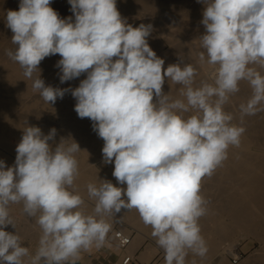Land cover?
Wrapping results in <instances>:
<instances>
[{
    "label": "clouds",
    "instance_id": "clouds-1",
    "mask_svg": "<svg viewBox=\"0 0 264 264\" xmlns=\"http://www.w3.org/2000/svg\"><path fill=\"white\" fill-rule=\"evenodd\" d=\"M51 2L20 0L18 11H7L15 47L5 55L45 103L71 92L78 117L90 119L104 141L103 162H114L112 175L126 187L97 177L86 185V201L76 185L79 144L70 136L55 143V128L45 135L26 123L14 165L0 160V264H77L82 252L107 243L122 210H135L152 229L165 264H189V254L203 259V181L239 147L244 118L264 112V0H197L205 32L196 64L211 67L199 80L198 68L180 54L164 68L148 43L153 26L133 27L117 0H68L74 20L61 18ZM56 54L61 83L86 74L78 87L45 85L39 65ZM242 81L250 96L238 105L240 123H234L226 106ZM12 204L22 205L39 228L34 254L17 232L4 230L16 229Z\"/></svg>",
    "mask_w": 264,
    "mask_h": 264
},
{
    "label": "rangeland",
    "instance_id": "rangeland-1",
    "mask_svg": "<svg viewBox=\"0 0 264 264\" xmlns=\"http://www.w3.org/2000/svg\"><path fill=\"white\" fill-rule=\"evenodd\" d=\"M138 1L139 3L137 2L131 4L130 6H124L123 3L122 5L120 4L121 1L117 0V9L120 12L122 18H126L127 22L133 27H138L141 23H144L146 25L151 24L153 26V31L147 38L148 43L158 57L160 55L163 56L165 60L164 68H166L170 64L178 63L180 54L184 59H186L185 63H192L198 68V80L207 79L210 73L209 71H211V67L208 65L200 66L196 64V55L194 54L200 51L198 38L205 32L204 26L200 23L203 19L202 13L204 10V5L202 3H198L197 0H147L148 2L146 0ZM19 3L20 1L17 0H0V31L2 30L0 32L1 65L2 62H5L3 60L8 58L5 55V49L15 47L10 43V36H12L13 33L9 28L6 27V13L8 10L18 11ZM51 7L59 13L61 18L72 17L74 20V14L71 10H68L71 9V5L68 3V0H52ZM167 52L170 53L169 56ZM60 59L61 57L59 56V54H56L46 57L41 61L39 68L41 69V78L44 80L45 85H50L54 88L61 89H74L78 87L80 81L86 78V74H82L79 78L61 83L59 79L61 71L58 67H56L57 62ZM42 67L46 69L44 70ZM31 84L32 81L26 79L24 84L25 87L23 85L21 86V88H18L17 85L0 76V160H3L7 167H11L14 165L16 157L15 149L22 139V128L26 126V123L27 125L30 124L29 126L40 127L45 135H47L52 128H55L56 130H58L55 136V140L58 137L61 139V137L68 138L70 136L79 144V146H81L80 148L85 147L89 156H93V154L95 153L93 159H91L92 162L94 161L93 163L91 162V164L93 165H90L88 167V169L93 172L94 176L101 179L103 177H106L107 175L112 179L111 182L113 184L115 183L114 185L118 187H126V185H118L116 178L112 175L114 171V162L111 164H105L103 162L102 145H104V141L98 137L96 132L93 131V122L90 119H81L78 117L77 113L74 110L76 100L71 95V92H66L62 99L57 98L55 104L49 105L43 101L38 93H35L33 91ZM62 86L65 87L63 88ZM167 87L169 88V85L166 80L163 86V90L165 93L169 92L170 88L168 89ZM68 94L70 95V97ZM249 96L250 88L248 87L246 82L242 81L240 84V92L231 98V103L226 106V110L229 112L233 111V113L236 114V107H238V105L241 102L245 101ZM22 98L25 99L23 100ZM233 109H235V111ZM263 113L264 112H259V114L257 113L255 116L252 115L253 117H245L248 125L257 124L261 126V129H263L261 130V133L255 134L253 142L248 143L247 141H245L246 139H243V137H241L242 141L245 142H241L239 147L237 148L231 147L236 152L238 149L240 150V152L237 153L238 155L251 156L252 154H255L254 157L260 156L264 158V120H262L264 119ZM234 123H236L235 120ZM50 143L53 142L50 141ZM243 144L245 146H243ZM246 149L249 153L246 152ZM81 154L82 153L79 152L76 154V156H82ZM253 155L251 157H253ZM215 175L216 174L214 173L210 178H205L202 184V193L204 196H206L205 198L208 199L207 206L209 207L216 202H214L215 196L218 194V198L220 196L219 192L221 193L219 187L215 185V183L217 184V182L213 179ZM79 191L81 195L87 198V193L82 192L81 190ZM89 205L91 208V203H89ZM122 214H124L123 210L121 211V213L117 214V219H119L120 221L118 220V222L113 223V228L108 235L107 243L100 248H93L90 251L82 252V258L77 262V264H114L117 253L121 252H117V250L115 249L116 245L118 246V244L117 242H114L113 239H111V236L114 234V232L125 231V229L130 232L131 240L134 238L137 239L138 237H142L143 241L148 240V242H152L157 253L159 252L160 256L164 257L163 250L158 248L154 238L151 236L152 229L143 225L142 221L141 223L139 221L133 223L129 220H126L124 215ZM10 215L12 216L16 224V229L14 231L8 230V232H11L13 234L17 232L22 237L23 246L28 247L30 252L34 254L36 248L38 247L39 239V228L35 224V220L27 217L23 213L22 206L20 204L10 205ZM203 218L202 219L204 220V223L208 227V234L206 233L205 237L206 240H210L211 243H207L208 252L206 257H204L203 259L199 257L198 261H196L197 264H258V262L259 264H264V228L260 229L259 227L254 226V229L252 231L253 233H251V231L248 232L241 229L237 231L231 229L228 235L218 237V231L213 229L216 225L214 224L212 227V225L210 224L211 219H207V217L205 216ZM222 218L224 221L230 220L229 216H227L226 214L223 215ZM10 227L12 226H7L8 229ZM208 230H212L213 232L210 233L208 232ZM233 231L234 233H232ZM260 236H263V238H261ZM234 241H237L235 250H233L234 248H229V244ZM227 249L230 251H228ZM233 251L235 252L233 253ZM222 254L225 256V260L224 262L220 263L219 255ZM127 255L131 254L123 251V256L125 257ZM217 260L219 261L218 263L216 262Z\"/></svg>",
    "mask_w": 264,
    "mask_h": 264
},
{
    "label": "bare ground",
    "instance_id": "bare-ground-1",
    "mask_svg": "<svg viewBox=\"0 0 264 264\" xmlns=\"http://www.w3.org/2000/svg\"><path fill=\"white\" fill-rule=\"evenodd\" d=\"M20 1V0H17ZM121 1V5L123 3L124 6H130L133 3H139L138 0H118ZM142 1V0H141ZM145 1V0H143ZM147 1V0H146ZM9 2V1H8ZM148 2V1H147ZM146 2V3H147ZM187 3V2H186ZM196 3V2H195ZM2 4V3H1ZM67 4V3H66ZM193 4V3H192ZM199 5V4H198ZM123 6V7H124ZM67 7V6H65ZM149 7V6H148ZM147 7V8H148ZM160 7V6H159ZM165 8V7H164ZM168 8V7H167ZM202 9V8H201ZM70 10V9H68ZM134 10V9H133ZM161 10V9H160ZM2 11V10H1ZM177 11V10H176ZM162 12V11H161ZM169 13V12H168ZM154 14V13H153ZM199 15V14H198ZM73 16V15H72ZM173 16V15H172ZM137 17V16H136ZM155 19V18H154ZM200 19V18H199ZM159 20V19H158ZM157 20V21H158ZM169 20V19H168ZM143 21V20H142ZM166 21V20H165ZM170 21V20H169ZM172 21V20H171ZM162 22V21H161ZM164 22V21H163ZM181 22V21H180ZM186 30V29H185ZM2 31V30H1ZM0 31V32H1ZM184 35V34H183ZM12 37V36H10ZM188 37V36H187ZM189 39V38H188ZM11 40V38H10ZM191 46V45H190ZM192 48V47H190ZM189 49V48H188ZM164 51V50H163ZM180 51V50H179ZM195 51V50H194ZM166 52V51H165ZM164 52V53H165ZM169 52V51H168ZM167 52V53H168ZM196 55V53H194ZM163 55V53H162ZM167 55V54H165ZM170 53H168V56ZM184 55V54H183ZM4 57V56H3ZM7 57V56H6ZM163 58V56H159ZM165 57V56H164ZM185 57V56H184ZM1 58V57H0ZM164 59V58H163ZM186 60V59H185ZM2 62V67L0 68V76H2L4 79H7L9 82L14 83L17 85L18 88H21L25 84L26 78L23 75V70L20 68V66L13 61H11L9 58L4 59ZM165 61V60H164ZM187 62V61H186ZM44 65V64H43ZM46 67V66H45ZM165 67V66H164ZM44 69V67H42ZM46 69V68H45ZM44 69V70H45ZM54 69V68H53ZM211 69V68H210ZM209 70V69H208ZM211 72V71H209ZM203 77V76H202ZM50 82V81H49ZM4 83V82H3ZM51 84V83H50ZM54 84V83H53ZM58 84V83H57ZM55 85V84H54ZM25 87V85H24ZM63 87V86H62ZM65 87V86H64ZM63 87V88H64ZM168 88V87H167ZM246 88V87H245ZM166 89V88H165ZM169 89V88H168ZM242 89V88H241ZM244 90V89H243ZM246 90V89H245ZM170 91V89H169ZM175 88H173V93L175 94ZM241 94V93H240ZM69 95V94H68ZM4 96V95H3ZM14 96V95H13ZM70 97V95H69ZM242 97V96H241ZM23 100L25 98H22ZM65 100V99H64ZM17 101V100H16ZM231 103V101H230ZM63 105V104H62ZM67 106V105H66ZM231 107V106H230ZM237 108V107H236ZM5 109V108H4ZM41 109V108H40ZM231 109V108H229ZM228 109V110H229ZM26 110V109H25ZM51 110V109H50ZM235 111V109H233ZM34 111V110H33ZM232 111V110H230ZM233 112V111H232ZM38 113V112H37ZM46 114V113H45ZM259 114V113H258ZM23 115V114H22ZM34 115V114H33ZM236 119V123H240L239 120V113L237 112L234 114ZM264 115V113H263ZM4 116V114H3ZM8 116V115H7ZM24 116V115H23ZM255 116V115H254ZM46 117V115H45ZM253 117V116H251ZM48 118V117H47ZM64 119V118H63ZM86 119V118H85ZM244 118L242 126L245 128V132L242 135L243 139H246L248 143L253 142L254 136L257 133H261V126L257 124L248 125L246 120ZM18 120V119H17ZM41 120V119H40ZM73 120V119H72ZM264 120V119H262ZM28 121V120H27ZM54 122V121H53ZM69 122V121H68ZM257 122V121H256ZM14 123V121H13ZM24 123V122H23ZM20 124V123H19ZM79 124V123H78ZM251 124V123H250ZM261 124V123H260ZM17 125V124H16ZM30 125V124H29ZM47 125V124H46ZM73 125V124H72ZM81 125V124H80ZM11 128V127H10ZM85 128V127H84ZM43 129V128H42ZM80 130V129H79ZM58 131V130H57ZM44 133V132H43ZM62 133V132H61ZM78 134V133H77ZM66 135V134H65ZM261 135V134H260ZM263 136V135H262ZM66 137V136H65ZM92 137V136H91ZM2 138V137H1ZM92 139V138H91ZM60 138H56L55 143H59ZM244 141V142H245ZM261 141V140H260ZM241 142L242 139H241ZM243 142V143H244ZM96 143V142H95ZM260 144V143H258ZM103 146V145H102ZM243 146H245L243 144ZM81 147V146H80ZM237 148V147H235ZM242 148V147H241ZM251 148V147H248ZM245 149V148H243ZM81 155L82 156H76L78 162H79V177L76 180V185L79 190L86 193V185L89 182H95L97 181V177L93 175V172L88 169V167L91 165V162L93 159V156H89L87 150L85 147L81 148ZM89 150V149H88ZM101 150V149H99ZM253 151V150H252ZM255 151V150H254ZM93 152V150H92ZM240 152L238 149L237 152L233 150V148L229 149L228 159L224 161L223 166L218 168L215 171V176L213 179L217 182L215 185L219 187L221 190V193L219 192V197L217 198L218 194L214 198V202L212 206L208 207V213L205 215V217L210 218V224H215L216 226L213 228L218 231V237L226 236L230 233L231 229L234 231L236 230H243V231H251L253 233V227L257 226L260 229L264 228V158L263 157H251L250 155H244L240 156L237 153ZM246 152L247 149H246ZM261 152V151H260ZM249 153V152H248ZM240 154V153H239ZM1 155V154H0ZM94 162V161H93ZM92 162V163H93ZM101 179H106L112 181L109 176L106 175V177H103ZM213 181V180H212ZM118 183V182H117ZM115 184V183H114ZM214 184V182H213ZM119 185V184H118ZM213 189V188H212ZM211 190V188H210ZM214 192V191H213ZM207 195V193H206ZM85 197V196H84ZM206 197V196H205ZM85 200L87 201V198L85 197ZM208 200V199H207ZM213 200V199H212ZM90 203V202H89ZM22 206V205H21ZM88 211H91L90 205L87 209ZM122 215H124L126 220H129L131 222L139 221L141 223V220L139 218V215L135 210H129L125 211L123 210ZM229 216V221H224L222 216L223 215ZM203 218V217H202ZM200 219L199 223L201 226V233L203 237L206 240L205 234L207 233L208 227L204 223L203 219ZM227 218V217H226ZM225 218V219H226ZM120 221V220H119ZM118 222V221H117ZM144 225V224H143ZM209 225V223H208ZM10 227L9 229L6 227L5 231H14L15 228ZM30 229V228H28ZM216 231V232H217ZM234 231L232 233H234ZM255 231V230H254ZM30 232V231H29ZM28 232V233H29ZM208 232L212 233V230H208ZM125 235H130V232L125 229L123 231ZM242 233V232H241ZM208 234V233H207ZM256 234V233H255ZM211 236V235H210ZM261 237V236H260ZM263 238V236L261 237ZM111 239H113L114 242H117L118 246L116 245L115 249L117 252H122L124 250H127L130 253H133L135 248L138 246V244L143 240L142 237H138L137 239H132L131 242L125 246H121V244L118 242L116 238V232L111 236ZM229 239V238H228ZM240 239V238H239ZM227 240V239H226ZM238 240V239H237ZM264 240V239H263ZM225 241V240H224ZM112 243V242H111ZM206 243H211L210 240H206ZM110 244V242H109ZM116 244V243H115ZM229 244V243H228ZM109 246V245H108ZM210 246V245H208ZM237 246V241H234L229 244V248H234L235 250ZM110 247V246H109ZM227 247V246H226ZM212 248V247H211ZM223 248V247H222ZM152 250V249H151ZM228 250V249H227ZM126 251V252H127ZM230 251V250H228ZM153 252V251H152ZM232 252V251H231ZM235 251H233L234 253ZM116 253V252H115ZM148 253V252H147ZM220 254V253H219ZM148 255V254H147ZM218 255V253H217ZM237 255V254H236ZM134 256V255H133ZM150 256V255H149ZM216 256V255H215ZM199 257H193L191 254H189L187 260L189 264H191V261L195 259L198 261ZM217 258V257H216ZM251 258V257H250ZM220 263L224 262L225 256L219 255ZM209 262V260H208ZM207 262V263H208ZM211 262V261H210ZM219 262L218 260L216 261ZM206 263V262H205ZM212 263V262H211ZM257 263V262H255ZM121 264V263H120ZM128 264V263H127ZM259 264V262H258Z\"/></svg>",
    "mask_w": 264,
    "mask_h": 264
},
{
    "label": "crops",
    "instance_id": "crops-1",
    "mask_svg": "<svg viewBox=\"0 0 264 264\" xmlns=\"http://www.w3.org/2000/svg\"><path fill=\"white\" fill-rule=\"evenodd\" d=\"M126 253L131 254L132 256V261L129 262L128 264H165L164 257L160 256L159 252L157 253L152 242L150 241L148 242V240L146 241L142 240L135 248L133 253H130L128 251ZM123 257L124 256L122 252L117 253L114 264H120V263L125 264L123 263Z\"/></svg>",
    "mask_w": 264,
    "mask_h": 264
},
{
    "label": "built area",
    "instance_id": "built-area-1",
    "mask_svg": "<svg viewBox=\"0 0 264 264\" xmlns=\"http://www.w3.org/2000/svg\"><path fill=\"white\" fill-rule=\"evenodd\" d=\"M116 238L118 242L121 244V246H125L131 242V236L130 235H125L123 231H117L116 232ZM131 255H127L123 259V263H128L131 261Z\"/></svg>",
    "mask_w": 264,
    "mask_h": 264
}]
</instances>
